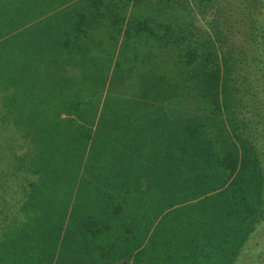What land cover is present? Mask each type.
<instances>
[{
    "label": "trees",
    "instance_id": "1",
    "mask_svg": "<svg viewBox=\"0 0 264 264\" xmlns=\"http://www.w3.org/2000/svg\"><path fill=\"white\" fill-rule=\"evenodd\" d=\"M220 10L0 0V264L239 263L264 164Z\"/></svg>",
    "mask_w": 264,
    "mask_h": 264
},
{
    "label": "rangeland",
    "instance_id": "2",
    "mask_svg": "<svg viewBox=\"0 0 264 264\" xmlns=\"http://www.w3.org/2000/svg\"><path fill=\"white\" fill-rule=\"evenodd\" d=\"M216 3L224 21H228L227 24L231 27L233 43L243 51L244 62L237 82L239 103L249 129L259 144L264 164V63L261 62L262 57L258 51L261 38L255 39L256 35L252 37L256 24L264 21L261 0H216ZM0 130L5 129L0 127ZM13 130L10 127L7 132H14ZM259 256H262L260 261L264 263V222L253 235L238 264H259Z\"/></svg>",
    "mask_w": 264,
    "mask_h": 264
}]
</instances>
